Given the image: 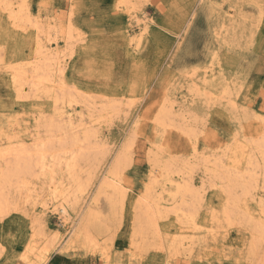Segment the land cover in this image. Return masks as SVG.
<instances>
[{
	"label": "rangeland",
	"instance_id": "rangeland-1",
	"mask_svg": "<svg viewBox=\"0 0 264 264\" xmlns=\"http://www.w3.org/2000/svg\"><path fill=\"white\" fill-rule=\"evenodd\" d=\"M121 1H25L28 4L30 20L32 18L30 22L37 19L45 30L44 37L51 35L50 37L57 38L60 44L67 88L73 87L86 97V99L75 97L76 99L70 98L72 99L70 100L68 96H65L60 103L63 106L60 104L56 106L52 98L53 94L42 93L41 96H37L38 98L40 96V99L34 98L33 92L27 86L19 89L17 84L13 83L11 75L13 66L19 67V64H23V69H30L36 31L33 29V24H30L32 27L28 25L26 30L14 27L8 13L5 10V13L2 12L3 8H0V137H2L0 149L8 145L17 146L22 140L31 146L32 142L28 137L34 133L35 137L36 134L43 136L46 129L42 125L46 120L51 121L52 116H56L57 120H55L56 123H60L59 126L67 127L71 123L76 125L81 119L80 124L84 122L88 125L92 124L93 126L86 127L90 128V131H97L94 133L97 136V138L95 136V142H99L102 150L107 148V151L103 150V155L110 150L108 156L106 155L107 160H104L106 162L102 163L100 170L95 171L94 180L88 179L89 167L82 164V175L88 172L85 176L80 173L81 182L84 185L88 183V187L85 188L87 193L85 191L84 194L81 193L77 205H74L70 211V218L64 226L56 211L58 203L51 196L54 190L46 189L43 194L42 181L34 182L35 188L32 189L33 191L35 189L36 197H32L27 203H22L20 211L11 212L2 221L0 220V264H257L249 253V226L238 221L226 223L225 218L221 216L226 199V195L220 190L221 184L216 181L219 186L212 187L213 184L209 183L207 185H211L212 188L206 185L207 187H204L206 189H200L201 178L205 177L206 173L211 174V164L210 167L208 165L210 173L208 171L204 174L202 166L201 169L196 168L195 175L193 174L195 189L199 192L201 190L200 198L204 191L206 192L203 199H200L201 204L198 203L196 207L199 214L197 213L195 222L202 228L194 231L192 225L190 228L189 224L182 226L175 214L168 212V218L165 221L161 219L159 221L160 236L155 237L151 234L150 237L149 235L148 240L153 239L155 242L150 244V248L142 247L145 252L141 251L140 247L139 251L133 246L134 243L141 245L140 239L137 240L133 230L138 222L134 217V205L139 199L138 196L143 194L153 180L150 172L158 169L151 164L154 156L159 155L160 161L173 158L180 164L183 162L195 165L202 159L209 158L212 161L214 156L220 157L226 148L232 151L231 154L228 153L230 158L238 133L241 135L243 133L246 138H257L264 133L262 125L264 123V1L262 3V0H129L131 5H127L128 0ZM255 3L257 5H254ZM51 27L57 29L50 33ZM67 31L73 35L70 48L66 45L65 38L63 39ZM211 74H214L215 81L212 78L208 86L204 87L202 81L210 79ZM193 88L199 89L201 95L190 93V89ZM16 89L19 91L17 92ZM202 91L206 94L203 95ZM221 91L235 95L231 99V96L227 97L228 94L225 95ZM67 93L65 92L66 95ZM222 95L226 97L223 96V100ZM205 96H209L208 99ZM114 101L119 104L123 102L124 106L120 104L122 111L119 109L121 114L119 110L116 112L117 108L121 107L119 104L115 105L116 108L113 105L111 110L108 109L109 112L106 111L108 114L105 111L100 112L102 109L100 110L99 107L112 106ZM228 101L229 104H227ZM79 102L83 105L81 106ZM85 103L88 105L90 103L89 107ZM234 103L237 108L232 106ZM168 104L174 107L173 111L175 110L176 113L186 112V115L191 113L197 116L199 120V134L196 142L198 155H194L191 142L178 130L167 127L164 131L165 129L156 125L158 113L164 109L163 105ZM70 105L71 108L68 109ZM113 108L116 109L114 116ZM93 113L94 117L91 115ZM60 114L65 116L60 118L58 117ZM254 114L255 120H253ZM118 115L121 117L119 118ZM117 116L118 118L115 119L114 117ZM101 119L102 122H99ZM259 126L262 129L260 133H257ZM37 127L45 130L37 131ZM6 134L10 139L13 136L15 140L12 138V142H8L10 139ZM83 134L84 131L81 135ZM131 139H133L132 143ZM124 143L127 150L130 148L127 152L133 159L130 158L133 165L126 169L123 174V183L121 182L123 190L127 193L123 207L119 209L116 217L108 222L106 231L101 236L96 234L97 248L85 247L81 240L72 242L80 215L88 206L100 207L103 214L108 212L105 209L104 196H100V198L103 197L101 199L95 196L112 160L121 152V148L124 149ZM158 146L159 149H157ZM243 151L242 156L245 159L243 162H245L250 150L245 146ZM67 155L63 157L64 160L70 158V153ZM226 158H224L225 161H227ZM229 161L225 164H232ZM65 169L63 168L60 172L59 178L62 175L64 179L68 178ZM239 170L244 172L242 170H245V167L241 166ZM259 171L260 169L256 171L259 173L260 187L257 191L258 200L264 196V191L261 192L264 190V174H262L264 171H260L261 173ZM206 178L208 176L204 179ZM64 182V185L69 184L68 179ZM158 185L153 188V197H161L160 200H162L159 203L165 206V210L170 209V205L171 207L175 205L176 208L180 200L173 205L170 204L171 202L167 200L170 189L168 187L162 189ZM245 198L243 201L247 207L253 210L255 216H258L257 203L250 198ZM163 200L170 205L168 206ZM107 214L109 218V213ZM212 215L219 216L220 222L217 223L212 219ZM39 223L45 228L42 232L43 236L47 235L46 239L36 234ZM211 229L221 231L224 239L222 236L216 241L209 238L206 233ZM190 238L191 240L195 238L193 241L196 245L193 244L189 249L191 244L188 246L187 244L191 242L188 241ZM51 242H53L52 245L49 244ZM178 244L180 246L177 247ZM44 247L48 249L43 250Z\"/></svg>",
	"mask_w": 264,
	"mask_h": 264
},
{
	"label": "bare ground",
	"instance_id": "bare-ground-1",
	"mask_svg": "<svg viewBox=\"0 0 264 264\" xmlns=\"http://www.w3.org/2000/svg\"><path fill=\"white\" fill-rule=\"evenodd\" d=\"M25 1L26 0H0V8H3L2 12L5 10L8 13V16H9V18H11L10 20L12 21V24L14 25V27L26 30L28 25L33 24V26H34L33 29L36 31V33H35L36 41H35V47H33L34 52H33L32 61L30 62V64H31L30 69L29 68L23 69V64L22 65L19 64L22 68L20 66L19 67L13 66L11 69V71H12L11 75L13 78L12 81H14L13 83L17 84L19 89L22 88L23 86H25V87L27 86V88H29L30 91L33 92L34 98L40 94L42 95V93H48V95L53 94L52 98H54L53 101L56 104V106L57 105L59 106V104L63 102V100L65 99V96H68L69 99L70 98L76 99L75 97H78V98L84 97L86 99V97L84 96V94L82 92L77 91L73 87L67 88L68 86L66 84V79L64 76V65H63V61L61 58L60 44H59L57 38H51L50 37L51 35L48 37H44V33H45L44 31L45 30L42 27V25H40V22L37 19H35L36 21L33 20L32 22H30L32 20V18L30 20L29 12L27 10L28 4H26ZM263 1L264 0H262L261 2L263 3ZM121 2H124V0ZM126 3H127V5H131L129 0ZM119 4L122 5V3H120V2H119ZM252 4H253V2H252ZM254 5H257V4L255 3ZM124 6H126V5H124ZM259 6H261V5H259ZM262 6H263V4H262ZM258 10H259V8H258ZM5 11H4V13H5ZM259 12H260V10H259ZM259 25H258V27H259ZM30 27H32V26L30 25ZM251 27H253V26H251ZM50 29H52V27ZM54 29L55 28H53L50 33H52V31ZM234 29H237V28H234ZM70 31H71V29H70ZM70 31L69 32L67 31L68 32L67 34L65 33V37L63 36V39L65 38V41H66L65 43H66V45H69L68 46L69 48L72 46L71 42L73 40V35L69 34V33H71ZM250 31H248V33ZM227 33H228V31H227ZM233 33H234V31H233ZM233 37H234V35H233ZM65 50H66V46H65ZM3 52H1V53H3ZM25 64H27V63H25ZM24 66H26V65H24ZM27 67L28 66H26V68ZM213 75L214 74L210 75V77H209L210 79H204V81H202V82H204L203 83L204 87H206L205 85L208 86L209 80H212V78L214 77ZM220 76H222V73L220 74ZM213 81H215L214 78H213ZM224 81L226 83V80H224ZM12 87H13V85H12ZM228 88H229V86H228ZM198 90H196V88L190 89V93H192L193 95L196 94L197 96H200L201 94ZM228 90H230V89H228ZM18 91L19 90H17V92ZM216 91H217V89H216ZM227 91L226 92L221 91V92H223V94L226 95V94H228ZM65 92L66 93L68 92L67 95L65 94ZM230 92H231V90H230ZM205 94L206 93H204L203 95H205ZM234 95L228 94L227 97L231 96V99H232V96H234ZM40 96H39V98L38 97L37 98L40 99ZM43 96H45V95H43ZM223 96L224 95H222V98H221L222 100L224 99ZM205 97L208 99L209 96L208 97L205 96ZM205 97L203 99H205ZM22 98H23V96H22ZM25 98H27V97H25ZM211 98L214 99V97H211ZM29 99H30V97H29ZM69 99H67V100H69ZM72 99H70V100H72ZM195 99H197V98H195ZM199 99H202V98H199ZM215 99H217V98H215ZM50 100H51V97H50ZM210 100H212V99H210ZM78 101H81V100L79 99ZM65 102L68 103V101H65ZM120 102H122V101H120ZM90 103H89V105H90ZM122 103H120V104L124 106V104H122ZM63 104H65V103H63ZM79 104L81 105V102H79ZM85 104L88 105V103H85ZM104 104H106V103H104ZM117 104H119V103L114 101L112 106L104 105L103 107H99L100 110L102 109L100 112L105 111V113H106V111L108 109L112 108L113 105L117 106ZM120 104H119V106H121ZM227 104H229V101ZM71 105H73V104H71ZM71 105H70V107L67 106V107H69L68 109L71 108ZM89 105H88V107H89ZM61 106H63V105H61ZM116 106H115V108H116ZM163 106H164V109H162V110L159 109L161 111L158 113V115L156 117L157 118L156 122H155L156 125H158V127L160 126L161 128H163V130L165 129L164 131H166L167 127H168V129L174 128V129L178 130L179 133H181L183 136L187 137L189 139V141L191 142L190 145H192L194 155H198L196 142L198 140L197 136L199 134L198 133V129H199L198 128V121L199 120H197L198 119L197 116L192 115L191 113L190 114L188 113L186 115L185 114L186 112L185 113L184 112L176 113L175 110L173 111L174 107L173 106L171 107L170 104H168L167 106H165V105H163ZM163 106H162V108H163ZM232 106H235V103ZM85 108H87V107H85ZM120 108H122V106L117 108V110L114 108L112 109V111L114 110L113 116H114V114H116L115 110L117 112ZM58 109H60V107ZM87 109H89V108H87ZM120 110H119V113L122 111V110L121 111ZM107 112H109V111H107ZM94 113H96V112H94ZM94 113L91 114V115H93V117H94ZM119 113H117V114H119ZM38 114H40V113H38ZM106 114H108V113H106ZM46 115H48V114H46ZM88 115H89V113H88ZM59 116L61 118L62 114L58 115V117ZM64 116L65 115H63L62 118ZM97 116H99V114H97ZM111 116H112V114H111ZM118 116L114 117V118L117 119ZM52 117H53V119L51 121L49 120L48 122L44 118L46 120V122L42 126L46 130L44 128L39 129L38 128L39 126L37 127L38 128L37 131L38 130L40 131L41 129L46 131V133L44 132L45 134L43 136H40V134H36V137H35V135H34L35 133H34L33 135H30L28 137L30 139V141L32 142L31 146H28L26 144V142L24 140H22V141H20L21 143H18L19 145H17V146L8 145L5 148L2 147V149H0V220L1 221L11 212L20 211L19 208H20V205H22V203L23 204L27 203L32 197H34V196L36 197V194L34 193L35 189H34V191L32 189V188H35L34 182L35 181H42V184H44V186L42 185L43 188H42L41 192L43 194H45L44 192L46 189L47 190H50V189L54 190L52 192L51 196H52L53 200H56L58 203L56 211H57V214L60 217L62 224L64 226L70 218V211L74 208V205H77L78 199L82 195L81 193H83L85 191V188L88 187L87 186L88 183L86 185H84L81 182L82 180L80 179V173L82 172V168H81L82 164L87 165V167H89V176L88 175L87 176H88L89 180H92L93 178L96 177L95 171L97 169L100 170L99 167H101L102 163L106 162L104 160H107L106 155L108 156V152L110 150L105 155H103V150L106 149V151H107V148H103V150H102V147H100L99 142L96 141L98 144L95 142L94 139H95L96 135L94 133H96L97 131L96 132L94 130L90 131L89 130L90 128L87 129L86 126L88 124H86L85 122H84V124H80V121H82V119L81 120L79 119L80 120L79 124L77 123L78 126H77V124L75 125V124L71 123V121L68 120L71 124L69 123L70 125L66 127V125L65 126H59L60 123L59 122H57L58 124L56 123L57 117L56 116H52ZM88 117H87V119H88ZM93 117H91V119H93ZM120 117L121 116H119V118ZM83 118H85L84 115H83ZM109 118H110V116H109ZM114 118H112V119H114ZM254 118H255V114H254L253 120H255ZM256 118L258 120L257 116H256ZM96 119H98V118H96ZM102 119H101V121H99V120L98 121L102 122ZM253 120H251V121H253ZM109 121H111V120H109ZM63 122H65V121L63 120ZM103 122H104V120H103ZM93 124H96V123H93ZM91 125H88V127ZM262 125L264 126V123ZM261 129H262V127L259 126V128L256 130L257 133H260L259 131ZM81 130L84 131L83 136L81 135L83 132ZM199 131H201V130H199ZM41 132H42V130H41ZM239 135H241V134L238 133V136L236 135V137H235L236 139L234 141L233 153H232L230 158H228V153H230L232 151L230 149L226 150V148H225V150H224L225 152L223 154H221L220 157L214 156V158H212L213 159L212 161H210L211 159H209V158H208L209 160L208 159H202L201 160V158L198 157L201 161L195 165L194 164L189 165L188 163H183V162L180 164L179 162H176V159H173V158H170L168 160L164 159L165 161H160L158 159L159 155L154 156L152 158V161H151L152 163L149 160V162L151 164H153L155 167H157L158 169L150 172V173H152L150 175L152 176L153 180L150 181L151 183L144 190V192L145 191L146 192L145 193L143 192V194L140 197L138 196L139 199H137V201L134 205V217H136L138 222H137V225L134 226L133 231H134V236L137 237V240L140 239V241H141V245H137L136 243H134L133 246L136 249L138 248V250H139V247L141 249H142V247L150 248L149 246H150V244H152L153 239L148 240V238L151 237V234L154 235L155 237L160 236L161 232L159 229V221H160V219H161V221L162 220L165 221V219L168 218V215H167L168 212H172V215L175 214L176 219L178 221H180L182 226L189 224V228H190V225H192V227H194L193 228L194 231L199 230V228H202V227H199L195 222L196 221V215L198 213L196 210V207H197L198 203H200V199L203 196H205L204 194L206 193L204 191L203 196L201 195V198H200V192H201V190L206 189L204 187L209 183H211V185L213 184L212 187H217V186H219V185H217V183H220L221 184L220 190H222V192L226 195L225 206H224V209L221 211V216H223V218H225L226 223L229 222L231 224V223H234L233 221H238L240 223L241 222L245 223L247 226H249V230H250V233H249L250 234L249 253L252 256V258L256 261L257 264H262L264 262V251H263L264 250V196L259 198V200L257 198V196H258L257 191L260 187H259V175H258L259 173L256 172L259 169H260V171L262 168L264 169V133L261 134L262 136L260 135L257 138L256 137L246 138V136L243 133H242L241 137L238 138ZM132 136L134 137V135H132ZM1 138L2 137H0V139ZM5 138H7V137H5ZM12 138H13V136H12ZM96 138H97V136H96ZM9 139H10V137H9ZM11 139L8 142H10V141L12 142ZM132 140L133 139H131V141H130L131 143H132ZM134 141H135V139H134ZM126 143H128V142H126ZM133 144H135V142ZM155 144H157V143H155ZM128 146L132 147L131 145H128ZM159 146L157 149L160 148ZM245 146L249 148L250 153L248 155L249 157H248L247 161L243 162L245 159H243L242 152H244L243 150H244ZM155 147H156V145L154 146V148ZM228 147H231V146H228ZM123 148L124 149L121 148V152H119V153L117 152L118 154H117L116 158L114 157L115 159H113L112 160L113 162L109 165L108 170L105 172V174L102 178L103 181L101 182V184L99 186L97 196H95V197H99V198H100V196H104V199L106 202L105 209H107L106 212L108 211L107 213H109V218H107L108 217L107 213H106L107 215L103 214V211L100 210L101 209L100 207H98V206H94V207L90 206L89 207L87 205L88 208L86 207L87 208V209H85L86 211L83 212L82 215H80L79 224H78L77 230L74 233V237L72 239V242H74L75 240L76 241L81 240V243H83V245L85 247L97 248L98 247V245H97L98 239H97L96 234H98V236H101L106 231V229L108 227V222L110 220H112L113 218H115L116 215L118 214L119 209L123 207L127 193L123 190L121 182H122V179L124 177L123 174L126 171V169H129V167L131 165H133V163H132L133 159L131 157H129L130 155L127 152V151H129L130 148L127 150L125 148V143L123 144ZM152 151H149V152L152 153ZM246 152H245V154L247 155ZM68 153H70V158L67 160L65 159L66 160L65 161L63 157L68 156L67 155ZM171 155H170V157H171ZM163 156H164V154H163ZM258 156H259V158H258ZM110 157H111V155H110ZM181 157H183V156H181ZM191 157H193V156H191ZM200 157H202V156H200ZM174 158H176V156ZM187 158H188V155H187ZM224 158H226L227 161H225ZM244 158H245V155H244ZM228 160H230L229 162H232V164H230V165L225 164L226 162H228ZM177 161H178V157H177ZM179 161H180V159H179ZM210 164L213 167V168L211 167V169L208 168V165L210 167ZM202 166L204 167V168H202L205 171L204 174L206 172H208L209 169L211 171V174L207 175L208 173H206V176H208V178L204 179L206 176L201 178L202 186H201V188H200L201 190L199 192V190L195 189V186L193 184V181H195V180H193V176L195 175L194 173L197 170L196 168L201 169L200 167H202ZM241 166L245 167V170H242L244 172H240L241 170H239V167H241ZM84 167H86V166H84ZM63 168L64 169L66 168L65 170L68 174L67 179L69 181V184L68 185L65 184L66 186L64 185V183H65L64 180H67V179H64L63 175L61 176V178H59L60 172H62ZM38 170H40V171H38ZM210 171H209V173H210ZM262 171H264V170H262ZM84 173H83L84 176L86 174H88V172L85 174ZM101 173L99 175H101ZM94 174H95V177H93ZM262 174H264V172ZM262 174H260V175H262ZM81 175H82V173H81ZM86 179H87V177H86ZM59 181H60V183H59ZM216 181H218V182L216 183ZM158 184L160 185V187H162V189L164 187L165 188L168 187V189H170V191L168 192V199H167V200H169V202H171L170 204L173 205L175 202L180 200V203L177 205L176 208H175V205H174V207H171V205L168 204L165 201L166 200L165 199L163 201H165L168 204V206L170 205V209L167 208L165 210V206H163V205L161 206L160 205L161 202L159 203V201L162 200V199L160 200L161 197H158V198H154L155 196L153 197V195H154L153 194V188L155 186H157ZM214 184H216V185H214ZM90 185H89V187H90ZM211 185H207V186H210V188H212ZM57 188H59V190ZM262 191H264V190H261V192ZM156 192H154V193L156 194ZM85 193H87V192L85 191ZM239 193H241V194H239ZM37 194H38V191H37ZM156 195L158 196V194H156ZM245 197L250 198L251 201H255V203H257V206L259 209V215L258 216H255L253 210H251L250 208L247 207V204L245 203V201H243V198H245ZM99 198H97V199L99 200ZM101 198H103V197H101ZM97 199H94V200L97 201ZM96 204L99 205L98 203H96ZM78 205L80 206L81 203ZM73 213H74V210H73ZM169 216H170V214H169ZM212 219H214L218 223V222H220L221 218L217 215H215V216L212 215ZM44 226H46V225H44ZM38 227H39V229L37 230L36 234H38L39 237H41L40 235H42V236L44 235V233L42 232V229H45V228H43L42 224L38 225ZM184 228H186V226ZM34 234H35V231H34ZM149 235H150V237H149ZM206 235L209 238H211L212 240L216 241L218 237L222 236V232L217 230V229H216V231L214 229H211V231L209 230V232H207ZM43 237H45V239H46L47 235L43 236ZM194 237H196V236H194ZM203 237H204V235H203ZM184 238H185V235L183 236V239ZM222 239H224V237ZM180 240H182V239H180ZM193 240H191V238L188 240L189 242L191 241L190 243L187 244V246L191 244L189 246V249L194 244ZM53 241H54V239H53ZM96 241H97V243H96ZM52 243L53 242H51L49 244L52 245ZM31 245H32V243H31ZM195 245L196 244H194V246ZM47 246H49V245H47ZM174 246H175V244H174ZM178 246H180V245L178 244L177 247ZM170 247H171V244H170ZM179 248H181V247H179ZM179 248H178V250H179ZM44 249H45V247L43 248V250ZM47 249L48 248H46L45 250H47ZM136 249H134V251H136ZM145 249L146 248H144V250ZM171 249H173V247H171ZM174 249H175V247H174ZM93 250H95V249H93ZM31 251H30V253H31ZM141 251H143V249ZM146 251H147V249H146ZM143 252H145V251H143ZM93 253H94V251H93ZM102 253L103 252L101 251V254ZM30 259L32 260V258H30Z\"/></svg>",
	"mask_w": 264,
	"mask_h": 264
}]
</instances>
